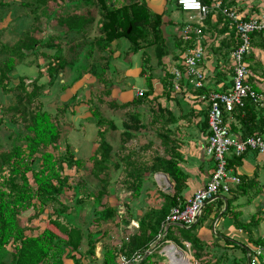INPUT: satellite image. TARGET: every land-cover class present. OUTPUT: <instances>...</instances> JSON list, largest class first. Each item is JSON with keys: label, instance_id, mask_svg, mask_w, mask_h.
Listing matches in <instances>:
<instances>
[{"label": "rangeland", "instance_id": "1", "mask_svg": "<svg viewBox=\"0 0 264 264\" xmlns=\"http://www.w3.org/2000/svg\"><path fill=\"white\" fill-rule=\"evenodd\" d=\"M133 1L83 0L77 5L64 7L61 13L63 16L67 13H90L92 19L86 33L83 35L72 34L61 38L57 34L56 43L61 45L63 54H67L66 58H72L74 61L77 59L75 52H77L78 44L87 45L89 42L93 43L96 39L103 40L104 35L101 33L100 24L108 4L113 3L116 8H120L122 5ZM5 2H8V5L0 7V30L3 29L2 32L0 31V43H12L17 37L29 33L37 23L42 30H45V34L38 33V37H51L60 30V28L55 27L56 22L53 20V16L50 19H44V16L41 15V12L46 11V9H38L39 21L32 23L31 9L33 4L30 0H5ZM118 15L121 17L120 12ZM171 29L169 38L167 33L164 37L163 53L165 55L174 53L183 41L181 40V31L177 34V29L175 31L173 28ZM66 38L70 39L66 40ZM68 45H71L69 51H67ZM137 45L138 50L133 53L132 43L122 37L109 43V54L102 53L94 48L96 52L93 49L90 54L91 58L82 64L85 65L86 63L87 68L91 63H93L92 65L96 64L98 65L97 70L100 71L104 66V60H109L110 57L109 67L107 66V72L103 75L105 82L102 83L93 76V78H90L91 75H87L80 64L79 68H73L72 71H69V67H67L60 78V82L47 87L43 92L44 96L40 97L43 109L54 115L57 120L60 130L58 152L65 156L70 154L72 159L79 161L81 164L77 168H68L65 163H62V175L67 177V185L58 200L62 205L65 200L64 204L67 207L65 213L73 212L71 208V199L74 195L73 189L79 184L81 185L79 193H81L82 206L79 214L74 217L76 223H78L76 228L70 225L68 220L58 218L59 223L66 226L71 234L72 241L76 244V249L71 251L70 256H68L69 249H64L60 258L61 264H100L103 251L109 250L117 254V251H120L121 248L130 250L133 245L138 248L136 238L141 234L139 231L140 223L144 221H149L150 225L157 231L155 240L149 243L147 249L153 255V263L170 264L169 259L161 255L160 251L170 244L168 238H180L184 233V231L170 228L168 238H166L162 221L171 208L167 203L171 195L169 191L164 192L163 185L158 187L154 181L155 176L158 178V175L163 173L151 172L150 167L153 163H156L155 160L161 158L174 159L178 164L180 161V154L177 151L180 143L179 136L181 135V139H183V135L179 131L178 134L180 135L175 134L177 130L174 125L177 123V117L180 119L181 117L185 118L187 115L181 116L180 113H183V108L181 106L180 108L177 104L172 105L169 109L168 103L167 106H163L155 100L156 97L150 98L153 92L155 93L162 85V79L166 72L161 64L162 59L160 58L162 56L157 55L155 45L146 44V42H138ZM50 52L53 53V50L46 53ZM2 60L3 55H0V63ZM45 62L46 60L40 55L28 56L22 61L26 64L22 65L26 69L22 71V74L38 75L39 67H43ZM133 62L136 65L135 72L131 71L123 76L121 71L129 70ZM17 67V71H19L20 66ZM81 73L82 75L79 76ZM148 77L151 78L152 86V82H154L155 91L153 90L146 99L138 100L140 102L138 106H130L131 102L142 97H136L138 90L145 92L147 89L146 92L148 91L146 85ZM41 82L46 84V78H42ZM106 91L108 95H106ZM72 97L75 100H72ZM80 97L83 99L82 107L84 109L77 111L74 107ZM10 99L8 94L0 92V105H3L2 107L7 106ZM85 101H88L89 105ZM124 105H126V108ZM89 106L95 107L98 115L104 119L113 121L116 127L115 131H107L105 139L107 144L112 147L113 153L112 157L106 162L108 165V172H105L106 191L90 171L91 157L98 146L96 131L99 127L96 124L98 118L90 113ZM131 115H135L140 120L134 121ZM6 116L10 117L7 114ZM169 119L174 123L168 124ZM14 126L12 123L9 132L4 128H0V150H9L11 147L9 133L12 136V130L18 133L23 127L20 123L16 127ZM184 131L187 137L193 135L190 130ZM54 155L57 156L58 153L55 152ZM127 156L129 157L128 160H126ZM126 162L129 164L126 165ZM114 165H117L118 168L113 169ZM164 175L167 177L166 174ZM26 176L29 183L32 184L31 174L27 173ZM134 176H138L139 179L133 185L134 180L132 179ZM169 180H167L168 183ZM136 185H139L140 190L138 198L134 199L135 193H133V190ZM98 191L106 192L102 195L100 202L103 209H111L115 219L99 223L94 220L96 212L101 211L100 208L94 207L96 200L94 196L98 194ZM33 201L35 202V200ZM51 206L54 205L47 204L39 215H36L38 205H36L35 210L29 208L18 215L19 223L24 227L26 235H37L43 228H48L53 230L59 237L65 238V235L57 228V222L54 221L56 215L54 214V208H51ZM74 214L72 213V215ZM97 232H101L102 235L98 234L94 237L93 234ZM90 235L94 238H90ZM92 243L93 256L86 252L88 246ZM176 244L186 254L184 264H226L229 260L226 252L211 249L204 250L201 246L192 244V247L190 245L191 251H188V245ZM10 251L11 249L8 248L4 256L7 263L10 262ZM238 256L243 257L241 252H238Z\"/></svg>", "mask_w": 264, "mask_h": 264}, {"label": "trees", "instance_id": "2", "mask_svg": "<svg viewBox=\"0 0 264 264\" xmlns=\"http://www.w3.org/2000/svg\"><path fill=\"white\" fill-rule=\"evenodd\" d=\"M82 1L30 0L31 4H33V8L31 9L32 23L39 21L38 9H46V11L41 12V15L44 16V19H50L53 16V20L56 22L55 27L60 28V30L56 35L51 37H38V33L44 35L45 30H42L37 23L29 33L17 37L12 43H0V55H3V60L0 63V92L8 94L11 98L7 106L2 107L3 105H0V128H4L9 132L12 123L15 125L14 127L18 123L23 126L20 132L17 133L15 130H12V136L9 133L10 149L0 150V264H61L60 258L64 249H69L68 256H70L72 250L76 249V244L72 241L71 234L68 232L66 226H62L59 223L58 218L61 217L68 220L69 224L76 228L78 223H76L74 217L79 214L82 206L81 193H79L81 185L77 184L73 189L74 195L71 199L73 212L65 213L67 208L64 204L65 200L63 201V206L58 198L64 192L67 185V177L62 175V163H65L68 168H77L81 164L79 161L72 159L70 154L65 156L58 152L60 130L56 117L45 111L42 107L40 97L44 96L43 92L47 87L60 82V78L67 67H69V71H72L82 65L83 69L87 71L86 73H89L102 83L105 82L103 75L106 73L105 70L111 60L110 57L108 61L107 59L104 60V66L100 71L97 70L98 65L96 64L92 65L93 63H91L87 68L86 63L85 65L82 63L91 58L90 54L94 48L108 54L109 43L122 37L132 43L133 53H136L138 50V42H146V44L155 45V50L159 57H163L164 54L163 43L165 39L161 34V16L151 13L144 1L136 0L124 4L120 8H116L113 3L108 4L105 13H103L104 18L100 24L101 33L104 35L103 40L96 39L93 43L89 42L87 45L83 43L78 44L76 48L77 52H75L77 59L75 61L72 58L67 59V54H63L61 45L56 43L58 36L64 38L72 34L83 35L86 33V29L91 24L92 19L90 13H67L64 16L61 13L64 7L77 5ZM200 1L202 3H209L212 0ZM7 5L8 2L0 0V7ZM119 12L121 13V17L118 15ZM2 30L0 31L2 32ZM68 39L70 38H66V40ZM255 39L261 41V47L264 49V38L259 33L251 34V42ZM49 50H53V53H46ZM69 50H71V45H68L67 51ZM38 55L46 60L43 67H39L38 75L27 76L16 74V67L18 65H26L22 63L23 59L28 56L34 57ZM166 74L162 85L163 88L170 91L171 77ZM42 78H46V84L41 82ZM146 85L148 91L143 92L142 97L131 102L130 106H138L140 103L138 100L146 99L150 95L152 90L151 78L148 77L146 79ZM106 95H108L107 91ZM72 98V100H75L74 97ZM85 102L89 105L88 101ZM124 107L126 108V105ZM89 111L94 117L98 118L96 124L99 127L98 131H96V143L98 146L91 157L92 164L90 171L106 191L105 172H108L106 162L112 157L113 153L112 147L107 144L105 139L107 131H115L116 127L113 121L104 119L98 115L95 107L89 106ZM6 114L10 117L8 118ZM238 114H243V117L240 119L243 126V130L240 133L243 138L254 134H264V108L254 106L249 102L244 109L238 111ZM131 116L134 118V121L140 120L135 115ZM169 120L168 124L174 123L171 119ZM68 126L71 127L70 125ZM55 152L58 153L57 156L54 155ZM128 159L129 157L127 156L126 160ZM155 162L153 163L154 165H151L150 171L162 172L174 182V194L167 200L169 206L173 207L177 205L176 197L180 192L179 188L186 179V175L180 170L174 159L161 158L155 160ZM125 164L128 165L129 163L126 162ZM117 168L118 166L114 165L113 169ZM27 173L31 174L33 185L29 183L26 176ZM138 179V176H134L132 184L136 183ZM139 190V185H136L133 190V193H135L134 199L138 198ZM105 191H98V194L94 196L96 199L94 207L101 209V211L96 212L94 218L98 223L115 219L111 209H103V205L100 202L101 197H103L102 195L106 193ZM47 204L54 205L51 206V208H54V214L56 215L54 221L57 222V228L65 235V238L59 237L53 230L48 228H43L37 235H26L24 227L20 225L18 215L21 212L29 208L35 210L36 205H38L39 208L36 215H39ZM72 213L75 214L72 215ZM139 231L141 234L136 238L138 248H135L134 245L130 250L121 248L120 251H117V254L109 250L103 251L100 264H116V257L119 254L128 256L134 252L147 250L149 243L155 240L157 231L154 230L149 221L141 222ZM98 234L102 235L101 232L94 233L93 235L95 237ZM92 237L90 235V238ZM126 241L128 242L127 239ZM189 242L194 246H201L195 237H190ZM124 246L126 247V245ZM8 248L11 249L9 252V263L4 260ZM93 250L92 243L88 246L86 252H89L93 256ZM152 258L153 255L149 254L145 256V259L140 264H152Z\"/></svg>", "mask_w": 264, "mask_h": 264}, {"label": "crops", "instance_id": "3", "mask_svg": "<svg viewBox=\"0 0 264 264\" xmlns=\"http://www.w3.org/2000/svg\"><path fill=\"white\" fill-rule=\"evenodd\" d=\"M137 1H144L151 13L161 16V34L163 38L166 33L169 38L171 28L174 31L177 29V34L181 31V36L184 27L200 28L201 41L205 51L201 66L206 75L202 93L209 91L222 93L230 87L232 77L231 52L237 44L233 26L228 18L224 17L213 5L219 3L222 7L226 6L227 9L234 11L241 20L264 19V0H212L209 3H203L209 6L210 10L201 21L196 12L181 11L175 0ZM191 36L190 43L187 44L182 41L178 45L179 49L177 47L174 53L171 55L167 53L161 58L162 67L165 68L166 75L169 77H171L170 71L172 68L181 69L180 57L183 51L194 45V41H192L194 34H191ZM181 40H183V37H181ZM261 44L258 39L251 42V50L246 62L250 70L248 82L264 96V49ZM22 65H18L20 69L19 71L16 69V71L19 75H26L22 74V71L26 70ZM135 66L133 62L129 70L121 71L122 75L125 76L131 71L135 72ZM83 71L87 72L86 70ZM105 72L107 71L105 70ZM86 74L90 75L89 73ZM152 83L151 92L155 87L154 82ZM153 97H156L155 100L163 106L169 104V109L172 105L181 106L183 108V113H180L181 116L187 115L185 118L181 117L179 119L177 117V123L174 125L177 130L175 134L181 132L183 135V139H181V135L178 134L182 144L179 143L177 148L180 154V161L177 165L186 175V179L179 188L180 192L176 199L177 204H184L197 190L206 185L214 169V161L203 152L208 134L207 107L205 103L186 100L183 93H171L168 89L163 88V85H160L155 93L153 92L150 98ZM80 99L76 101L77 105L74 107L77 111L84 109L82 107L83 99ZM248 103L246 102L245 107ZM238 111L237 109L232 113L224 114V121L234 137H242L240 132L243 130V126L240 119L243 114L239 115ZM184 130H190L193 135L187 137ZM175 138L177 139V137ZM227 163L233 172L238 174L241 180L240 185H230L229 194H218L213 202L205 205L195 225L192 227L179 224L169 225L165 236L168 238L170 228L184 231L180 238L171 237L167 239L170 245H173L184 256L186 254L176 243L188 245V251H191L189 239L195 237L204 250L211 249L226 252L229 257L226 264H248V256H253L255 251L259 253L256 257L258 264H264V156L253 151H248L239 158L229 154L227 155ZM160 175L167 180L169 179L164 174ZM167 180L165 184L162 178L156 176L154 178L157 186L164 184V192L169 191L172 196L174 194V182L169 180L168 183ZM238 252H241L243 257L238 256ZM144 259L145 257H143Z\"/></svg>", "mask_w": 264, "mask_h": 264}, {"label": "built area", "instance_id": "4", "mask_svg": "<svg viewBox=\"0 0 264 264\" xmlns=\"http://www.w3.org/2000/svg\"><path fill=\"white\" fill-rule=\"evenodd\" d=\"M177 7L184 12H196L200 21L203 20L210 8L200 0H175ZM213 7L228 18L234 28L237 44L231 52L232 77L230 87L222 92L209 91L202 93L205 85V71L202 62L205 56L202 45L200 28L184 27L182 30L183 43L191 42L194 34V45L183 51L180 57V68H172L170 84L171 93H183L190 102L205 103L207 107L206 123L207 137L203 152L214 161V169L206 185L197 190L184 204L171 207L162 221V228L166 232L169 225L179 224L192 227L196 224L205 205L213 202L218 194H229L230 185H238L241 180L238 174L228 166L227 155L240 157L248 151L264 156V135L254 134L242 138L234 137L224 121L225 113L242 110L246 102L264 108V96L248 82L250 78L249 65L246 57L251 50V34L259 33L264 38V19L241 18L232 10L215 3ZM212 8V7H211ZM198 92L194 94L193 92ZM144 91L138 90L136 97ZM170 245V244H169ZM166 245L165 247H167ZM150 251L134 252L131 255L119 254L116 264H139ZM258 251L248 256V264H258Z\"/></svg>", "mask_w": 264, "mask_h": 264}, {"label": "bare ground", "instance_id": "5", "mask_svg": "<svg viewBox=\"0 0 264 264\" xmlns=\"http://www.w3.org/2000/svg\"><path fill=\"white\" fill-rule=\"evenodd\" d=\"M158 178H162V181L166 184L165 178H163L161 175H158ZM164 256L169 259L170 264H184L186 262L185 256L176 248L165 247Z\"/></svg>", "mask_w": 264, "mask_h": 264}, {"label": "water", "instance_id": "6", "mask_svg": "<svg viewBox=\"0 0 264 264\" xmlns=\"http://www.w3.org/2000/svg\"><path fill=\"white\" fill-rule=\"evenodd\" d=\"M128 31H129V29H128ZM167 247L175 248L173 245H168ZM167 247H166V248H167ZM160 254H161V255H164V249L160 251Z\"/></svg>", "mask_w": 264, "mask_h": 264}]
</instances>
